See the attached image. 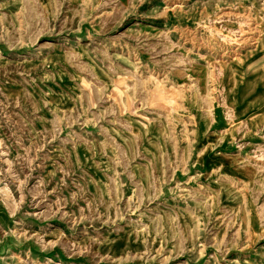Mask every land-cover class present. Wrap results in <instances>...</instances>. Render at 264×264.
Masks as SVG:
<instances>
[{
  "label": "rangeland",
  "instance_id": "obj_1",
  "mask_svg": "<svg viewBox=\"0 0 264 264\" xmlns=\"http://www.w3.org/2000/svg\"><path fill=\"white\" fill-rule=\"evenodd\" d=\"M0 264H264V0H0Z\"/></svg>",
  "mask_w": 264,
  "mask_h": 264
},
{
  "label": "bare ground",
  "instance_id": "obj_2",
  "mask_svg": "<svg viewBox=\"0 0 264 264\" xmlns=\"http://www.w3.org/2000/svg\"><path fill=\"white\" fill-rule=\"evenodd\" d=\"M230 66V65H229ZM203 81V80H202ZM240 85V84H239ZM244 108V107H243ZM119 246H122V245H119ZM120 248V247H119ZM120 250V249H119Z\"/></svg>",
  "mask_w": 264,
  "mask_h": 264
}]
</instances>
